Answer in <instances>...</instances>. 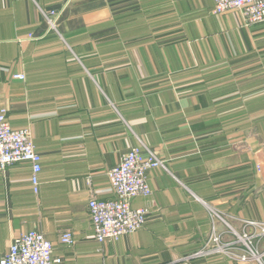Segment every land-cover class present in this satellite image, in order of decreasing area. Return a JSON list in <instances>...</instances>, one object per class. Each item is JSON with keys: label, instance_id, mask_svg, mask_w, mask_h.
<instances>
[{"label": "crops", "instance_id": "obj_1", "mask_svg": "<svg viewBox=\"0 0 264 264\" xmlns=\"http://www.w3.org/2000/svg\"><path fill=\"white\" fill-rule=\"evenodd\" d=\"M214 5L0 0V111L42 156L38 194L30 163L0 171V258L37 230L56 264H241L195 254L214 221L222 241L225 222L264 221V21ZM141 144L164 163L148 172L152 195L132 200L147 221L98 242L89 199L115 197L108 171Z\"/></svg>", "mask_w": 264, "mask_h": 264}, {"label": "built area", "instance_id": "obj_2", "mask_svg": "<svg viewBox=\"0 0 264 264\" xmlns=\"http://www.w3.org/2000/svg\"><path fill=\"white\" fill-rule=\"evenodd\" d=\"M213 12L222 14L238 10L247 25L264 21V0H214ZM58 15V14H57ZM52 28L55 25V12L45 14ZM15 78L24 79V74H15ZM145 145L132 147L123 154L119 163L108 171L113 199H98L93 194L88 202L90 220L98 242L105 243L109 240H118L125 234L135 233L146 223L148 211L144 208H134L133 198L137 196L152 195L148 182V172L155 167L164 166L163 161L152 151L144 154ZM28 162L32 166L31 182L33 190L38 194L40 190L39 174L42 170V156L37 152L31 132L28 128L13 127L4 110L0 111V171L6 170L11 164ZM215 219L221 218V213L211 209ZM226 223L225 232H235L237 239L222 241L223 232H219L215 221L212 232L206 243L208 253L216 252L230 255L234 261L247 263L251 257L241 251H230L239 241L251 248L253 241L264 238V222L246 220L244 227H254V233L241 235L236 229ZM61 243L70 245L74 243V234L71 230L65 231L60 238ZM213 246V247H212ZM54 243L46 235L37 230L26 232L15 238L9 250L0 258V264H56L62 259L53 254ZM259 258L264 257V249L259 253ZM264 264V262H261Z\"/></svg>", "mask_w": 264, "mask_h": 264}, {"label": "rangeland", "instance_id": "obj_3", "mask_svg": "<svg viewBox=\"0 0 264 264\" xmlns=\"http://www.w3.org/2000/svg\"><path fill=\"white\" fill-rule=\"evenodd\" d=\"M260 222H264V221H260ZM255 228L254 227H242L241 230L236 229V232L240 233L241 235H245V234H249V233H254ZM226 235L229 237L228 240L231 239H237V235L235 234V232H226ZM264 249V238L259 239V241H253V244H251V248H248L247 245H244V242L239 241L236 245V247H233L232 249H230V251H241L243 255L247 254L249 255V257H251V261L247 262V263H252V262H256L257 264H261V262H264V257L259 258V253H261V251ZM209 253L206 250H200L198 252H196L195 256L196 257H204V256H208ZM226 257H228L230 260H233L230 258V255H226ZM237 263H241V264H246V263H242L241 261H235Z\"/></svg>", "mask_w": 264, "mask_h": 264}]
</instances>
